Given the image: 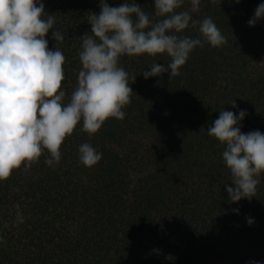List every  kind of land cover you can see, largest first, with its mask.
Masks as SVG:
<instances>
[{
  "label": "trees",
  "instance_id": "obj_1",
  "mask_svg": "<svg viewBox=\"0 0 264 264\" xmlns=\"http://www.w3.org/2000/svg\"><path fill=\"white\" fill-rule=\"evenodd\" d=\"M104 2H134L160 19L154 0ZM40 3L56 18L45 39L65 56L66 104L82 69L81 37L91 34L88 16L99 15L101 0ZM261 3L202 0L193 19L211 17L227 43L195 48L179 76L144 78L153 63L167 66L166 54L121 56L133 90L125 118H109L91 137L81 121L63 142L59 164L48 166L45 150L27 171L22 165L0 181V264H264V173L255 197L230 202L226 188L235 185L225 145L207 134L222 110H246L241 132L264 134V19L248 24ZM184 10L189 0L177 9ZM180 35L202 39L198 26ZM84 143L103 154L91 168L78 158Z\"/></svg>",
  "mask_w": 264,
  "mask_h": 264
},
{
  "label": "clouds",
  "instance_id": "obj_2",
  "mask_svg": "<svg viewBox=\"0 0 264 264\" xmlns=\"http://www.w3.org/2000/svg\"><path fill=\"white\" fill-rule=\"evenodd\" d=\"M189 2L190 11H177L185 0H154L155 17L160 19L153 20L134 2L112 7L101 0L99 15L88 16L91 34L81 37L82 69L65 104L66 92L61 90L65 56L58 47L49 50L45 39L56 22L55 15H47L44 4L37 6V0H0V181L22 165L27 171L45 150L49 154L45 163L50 167L59 164L63 142L81 121V130L91 137L109 118H125L122 109L130 104L133 90L130 74L118 66L121 56L166 54L171 58L167 66L153 63L151 71L142 74L148 79L168 72L171 79L180 75L195 48H203L205 43L213 48L225 45L227 38L211 17L193 19L202 0ZM261 19L264 3L257 6L248 24L255 26ZM190 26H198L202 39L180 35ZM53 38L64 40L59 31L53 32ZM135 79L133 76V82ZM232 106L236 107L235 101ZM246 114V110L238 115L222 110L207 129L210 137L225 145L222 157L235 185L226 190L233 203L255 197L258 177L264 173V134L259 130L244 134L237 126ZM102 155L89 143L78 149L79 161L89 168ZM16 207L17 222L23 223L19 205ZM247 223L254 221L248 218Z\"/></svg>",
  "mask_w": 264,
  "mask_h": 264
}]
</instances>
